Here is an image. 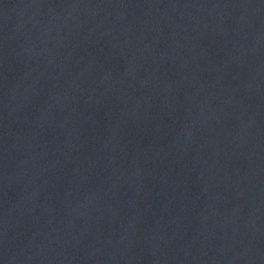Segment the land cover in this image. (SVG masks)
Listing matches in <instances>:
<instances>
[{
	"label": "water",
	"instance_id": "water-1",
	"mask_svg": "<svg viewBox=\"0 0 264 264\" xmlns=\"http://www.w3.org/2000/svg\"><path fill=\"white\" fill-rule=\"evenodd\" d=\"M0 264H264V0H0Z\"/></svg>",
	"mask_w": 264,
	"mask_h": 264
}]
</instances>
